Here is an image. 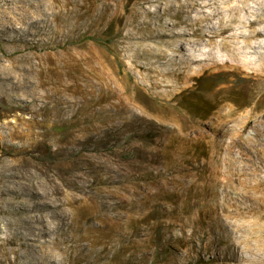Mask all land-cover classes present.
<instances>
[{"label":"rangeland","instance_id":"374dc122","mask_svg":"<svg viewBox=\"0 0 264 264\" xmlns=\"http://www.w3.org/2000/svg\"><path fill=\"white\" fill-rule=\"evenodd\" d=\"M192 1L0 0V264L41 260L46 238L42 264L236 263L220 238L240 231L208 210L227 184L247 212L229 220L264 222L244 207L264 200V46L178 35L215 11ZM43 196L66 214L47 209L50 237L17 222Z\"/></svg>","mask_w":264,"mask_h":264},{"label":"bare ground","instance_id":"6f19581e","mask_svg":"<svg viewBox=\"0 0 264 264\" xmlns=\"http://www.w3.org/2000/svg\"><path fill=\"white\" fill-rule=\"evenodd\" d=\"M250 1H252L254 4L250 3ZM240 2H242V4H240ZM223 3H227V5H224ZM197 4L202 6L214 5L215 11L206 13L202 17L191 18L189 19L190 21H184L181 19L177 20L175 23H173L174 26L181 25L182 23L186 22L187 25H191L193 27V30L190 32L179 31L178 35L182 36L192 34L198 36L197 38L225 35L223 47L227 48L232 58H236V56L246 48L256 49L258 46H264V42L252 41V38L264 35V26H260V24L264 22V0H207V2L204 4L199 3L197 0H193L187 9H182L184 6L183 4L179 6V8L182 10L191 11L192 7H195ZM245 14H249L251 17L247 18ZM179 16L180 14L178 17ZM212 19H216L218 25L206 27L203 24L204 21ZM227 38H231L232 40H227ZM240 38L243 40L240 41ZM195 41V39H188V42L190 43ZM177 48L178 46L174 49ZM167 56L168 53L165 50H163V52L159 55V57L162 58ZM204 59L206 58L190 55V58L185 63L188 65L190 62L197 60L202 62ZM226 61H228V59H226ZM219 64L220 62L215 60L212 65L218 66ZM180 74H183L184 77H188L185 71L180 72ZM123 97L124 96L119 94V100L121 104L126 106ZM125 99L128 98L125 97ZM236 113V108L229 106V108H222V110L217 114V117L218 119H223L225 117H231ZM253 113L254 109L252 108L243 115V119H249ZM262 117H264V114ZM61 191L62 188L57 183H54L51 187L50 194H53L54 196ZM231 193V187L225 184V194L221 198L219 197L218 192L215 194L214 203L212 204L213 206L208 210V214L209 216L219 218L220 222H222L224 226L231 227L233 225L231 231H240L243 238L242 240H235L233 237H231V235H227V232L224 231L222 232L223 235L221 236L220 241L224 240L226 242V250H228L231 256L235 258V264H264V222H262L261 219L251 223H234L233 221H230L229 218H232L233 215L236 216L247 214L245 209L242 208L241 201L237 202L238 200L229 199L228 196ZM22 202L24 204L22 208L26 212L31 213L32 210H35V208L41 211L40 213L27 215L26 217H23L24 219H17L18 224L27 223L31 228H33L32 231L37 235L50 237L52 226L50 223H48L47 209L49 207H52V213L60 216L63 221L65 219L66 214L64 210L61 209L58 211V209L61 208L60 206L63 204V202L60 203L56 197H54V199H49L46 196H43L42 198L38 199V201H31L29 198L27 199L24 197ZM74 203L75 200L69 202L71 206H74ZM244 207L263 210L261 213V218H264V200H249V202ZM79 219L81 222V217ZM49 242V238H46L44 243L41 244L39 247L41 250V260L38 259L36 261H31L32 264H42L44 262L43 257L47 256L50 258L52 255L57 254L53 248L47 247ZM55 242L56 240H54L53 243ZM62 259L63 258H61L60 261Z\"/></svg>","mask_w":264,"mask_h":264}]
</instances>
